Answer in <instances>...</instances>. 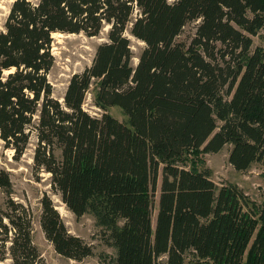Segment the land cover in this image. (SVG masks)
<instances>
[{"label": "trees", "instance_id": "1", "mask_svg": "<svg viewBox=\"0 0 264 264\" xmlns=\"http://www.w3.org/2000/svg\"><path fill=\"white\" fill-rule=\"evenodd\" d=\"M106 29L92 65L55 98L54 35ZM263 31L264 0H16L0 30V138L20 160L36 136L37 176L51 175L77 219L95 220L115 251L103 264H264V198L190 164L230 147L236 171L264 165ZM132 38L144 44L137 65ZM88 94L97 116L85 110ZM14 195L0 169V261L46 264L33 213ZM41 204L55 251L93 257L52 198Z\"/></svg>", "mask_w": 264, "mask_h": 264}, {"label": "rangeland", "instance_id": "2", "mask_svg": "<svg viewBox=\"0 0 264 264\" xmlns=\"http://www.w3.org/2000/svg\"><path fill=\"white\" fill-rule=\"evenodd\" d=\"M16 0H0V30L10 13L12 4ZM37 3L38 0H30ZM174 2L175 0H169ZM107 30H104L99 38H88L84 35H54L53 54L56 58L55 66L49 74V80L54 88V96L63 100L69 81L73 75L82 73L90 67L96 55L97 46L106 41ZM192 27L187 29L191 32ZM135 57L134 65L138 64V56L144 44L132 38ZM255 45H264V31L260 37L255 38ZM85 110L92 115H99L101 111L93 104V97L88 94L85 103ZM112 114L119 120L124 121L125 115L119 108H113ZM37 147L36 136L33 135L29 148L20 160L15 159V151L6 149L4 141L0 138V169L8 171L14 185V198L17 202L29 207L34 217V242L40 249L46 264H103L101 255L114 257L115 251L105 245L101 240L100 229L96 226L91 216H84L77 219L63 203L60 195L54 191L51 184V175L42 172L37 176L35 169V150ZM230 147L216 154L196 153L190 156V164L206 166L213 171V180L219 185L233 183L238 185L256 203L264 198V165H255L249 172L241 173L234 169L229 162ZM162 175H160L154 220L158 213V200ZM47 195L52 198L56 209L61 214L68 230L72 235L82 238L94 248V256L82 262L67 259L59 255L53 245L46 239L41 227L42 198ZM4 196H0V203H3ZM1 232V229H0ZM0 237L1 234H0ZM9 257V256H8ZM0 264H11V259L0 261Z\"/></svg>", "mask_w": 264, "mask_h": 264}, {"label": "bare ground", "instance_id": "3", "mask_svg": "<svg viewBox=\"0 0 264 264\" xmlns=\"http://www.w3.org/2000/svg\"><path fill=\"white\" fill-rule=\"evenodd\" d=\"M61 35V34H60Z\"/></svg>", "mask_w": 264, "mask_h": 264}]
</instances>
